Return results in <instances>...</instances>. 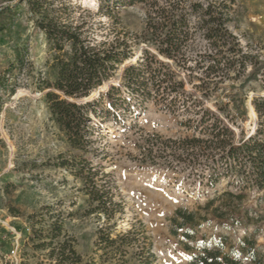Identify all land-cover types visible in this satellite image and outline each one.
I'll return each mask as SVG.
<instances>
[{"label":"trees","instance_id":"1","mask_svg":"<svg viewBox=\"0 0 264 264\" xmlns=\"http://www.w3.org/2000/svg\"><path fill=\"white\" fill-rule=\"evenodd\" d=\"M23 1L34 26L44 35L54 75L52 79L32 75L27 48L18 46L14 59L0 74V89L13 95L17 81L11 80L18 74L26 75L38 89H48L44 98L50 119L73 149L85 153L93 150L95 129L107 121L117 122L121 111L124 114L132 110L128 103L132 97L139 99L140 105L152 99L168 110L178 107L183 114L192 112L185 118L188 133L179 142L167 141L169 156L187 169L199 168L211 186L220 177L227 178L228 187L234 186L235 191L226 189L194 209L176 208L169 218L170 234L182 238L189 252L188 264H264V251L254 238L259 222L264 220V209L258 213L244 205L249 189L262 192L259 198L264 200V96L252 100L258 119L255 131L234 142L232 130L202 107V99L184 89V79L177 74L180 70L188 78L195 76L199 82L192 83V88L207 97L231 70L238 75L245 70L252 56L243 53L237 37L227 27L233 1L98 0L94 14L71 0ZM136 3L145 11V26L137 42L136 34L123 26L119 16L122 7ZM10 6L0 9V32L9 26L8 17L16 8ZM74 12L79 17H74ZM83 12L90 19L81 16ZM96 14L107 16L111 22L94 19ZM198 39L205 43L203 49ZM140 43L145 44L140 55L126 64L136 57V44ZM119 69L121 80L113 84ZM105 85V90L89 98ZM153 138L160 137L152 135L145 145H138L146 157L152 156ZM60 166H69L72 174L83 181L88 211L103 216L107 224L113 220L115 223L124 200L102 165L77 157L62 161ZM213 221L231 231L252 227L253 233L235 242L226 233L213 234L209 239L205 234L198 237V231ZM132 230L116 238L100 233L101 249L115 246L132 235ZM139 233L136 229V254L151 262L154 254L148 237ZM62 234L63 221L56 220L47 228L32 227L29 238L35 248H50L47 256L54 264H82L74 239L66 235L60 239Z\"/></svg>","mask_w":264,"mask_h":264},{"label":"rangeland","instance_id":"2","mask_svg":"<svg viewBox=\"0 0 264 264\" xmlns=\"http://www.w3.org/2000/svg\"><path fill=\"white\" fill-rule=\"evenodd\" d=\"M71 1L80 2L90 13L97 11L98 0ZM232 1L227 27L237 37L243 53L252 56L245 70L239 75L231 70L207 97L192 88V83L199 82L195 76L188 78L180 70L177 74L184 79V89L202 99V107L221 118L237 142L252 132L254 122L257 124L258 119L251 116L248 105H252L254 98L264 96V0ZM7 5L16 8L11 12L12 17H8L9 26L0 32V74L14 59L15 48L21 46L27 48L32 75L38 73L52 79V55L43 33L30 19L26 3L0 0V9ZM79 15L73 14L76 18ZM81 16L90 19L86 12ZM119 16L123 26L136 34L137 42L145 26L142 5L124 6ZM93 18L111 22L102 14ZM97 37H101L100 32ZM199 43L203 49L205 43L198 39ZM142 47L144 43L136 44V57L126 64L137 59ZM121 76L119 69L112 83L117 84ZM13 80L17 81L13 95L0 89V264H54L53 258L47 256L50 248H35L29 237L32 227L47 228L56 220L63 221L64 234L60 239L63 235L74 239L82 264H188L189 252L184 249L182 238L169 231V218L174 210L194 209L226 189L235 191L234 186L228 187L227 178L220 177L211 186L199 168L187 169L169 156L167 141L179 142L188 133L185 118L193 113L183 114L178 107L168 110L152 99L140 105L139 99L132 97L128 102L132 110L124 114L121 111L122 117L117 122L107 121L95 129L93 150L85 153L73 149L50 119L44 98L48 89H38L24 74L16 75ZM106 88L107 85L100 91ZM19 90L23 92L17 94ZM152 135L160 138L151 140L155 143L154 150L151 157H146L138 145H145ZM77 157L102 165L123 198V211L116 214L115 223L113 220L107 224L103 216L88 211L83 181L72 174L69 166H60L62 161ZM246 193L245 207L261 213L262 192L249 189ZM130 229L132 235L115 246L101 249L100 233L116 238ZM136 229L148 237L154 254L151 262H147L146 256L136 254ZM218 233L228 234L235 242L253 232L252 227L226 230L213 221L204 225L197 236L205 234L209 239ZM254 238L264 251V220L259 222ZM15 247L16 255L12 256L10 251Z\"/></svg>","mask_w":264,"mask_h":264},{"label":"bare ground","instance_id":"3","mask_svg":"<svg viewBox=\"0 0 264 264\" xmlns=\"http://www.w3.org/2000/svg\"><path fill=\"white\" fill-rule=\"evenodd\" d=\"M22 92H23L22 90H19L17 94H20V93H22ZM93 94H95V92H94ZM96 94H97V93H96ZM91 97H92V95H91L89 98L91 99ZM87 99H88V98H87ZM248 106H249V110H250V114H251V116H252L254 119H256L257 116H256V113H255V111H254L253 105L249 104ZM255 128H256V123L254 122V124H253V126H252V128H251V131H252V132H251L250 134H252V133L255 131ZM250 134H249V135H250ZM11 230H12V229H11Z\"/></svg>","mask_w":264,"mask_h":264},{"label":"built area","instance_id":"4","mask_svg":"<svg viewBox=\"0 0 264 264\" xmlns=\"http://www.w3.org/2000/svg\"><path fill=\"white\" fill-rule=\"evenodd\" d=\"M10 254L12 255V256H15L16 255V247H15V249H12L11 251H10ZM10 255V256H11Z\"/></svg>","mask_w":264,"mask_h":264},{"label":"water","instance_id":"5","mask_svg":"<svg viewBox=\"0 0 264 264\" xmlns=\"http://www.w3.org/2000/svg\"><path fill=\"white\" fill-rule=\"evenodd\" d=\"M100 90H102V87H99V88L97 89V92L100 91ZM92 95H93V93H92Z\"/></svg>","mask_w":264,"mask_h":264}]
</instances>
